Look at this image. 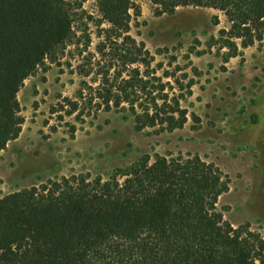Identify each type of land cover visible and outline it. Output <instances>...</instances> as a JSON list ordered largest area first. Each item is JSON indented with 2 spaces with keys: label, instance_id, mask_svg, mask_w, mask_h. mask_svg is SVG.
Returning a JSON list of instances; mask_svg holds the SVG:
<instances>
[{
  "label": "trees",
  "instance_id": "1",
  "mask_svg": "<svg viewBox=\"0 0 264 264\" xmlns=\"http://www.w3.org/2000/svg\"><path fill=\"white\" fill-rule=\"evenodd\" d=\"M95 1L108 25L96 46L101 77L69 114L86 101L95 112L131 116L137 131L181 129L194 80L176 76L177 56L163 68L129 34L130 11L140 14L131 0ZM149 1L158 14L189 6L222 12L230 24L219 31L231 49L225 60L264 39V0ZM73 22L66 0H0V152L21 132L25 79L67 44ZM227 191L221 170L191 153L145 154L105 180L49 179L0 198V264H264V237L224 220L218 198Z\"/></svg>",
  "mask_w": 264,
  "mask_h": 264
},
{
  "label": "rangeland",
  "instance_id": "2",
  "mask_svg": "<svg viewBox=\"0 0 264 264\" xmlns=\"http://www.w3.org/2000/svg\"><path fill=\"white\" fill-rule=\"evenodd\" d=\"M66 1L74 12L73 34L18 92L24 123L0 152V198L71 175L105 180L145 154L191 153L226 177L228 191L218 198L224 220L234 227L248 224L264 237V39L225 60L231 49L219 31L230 24L222 12L189 6L158 14L149 0H131L140 14L130 11L129 34L163 68L177 56L171 68L178 64L182 71L176 76L194 80L182 101L188 114L181 129L137 131L131 116L95 112L86 101L69 114L71 102L99 83L96 46L108 25L100 23L95 0Z\"/></svg>",
  "mask_w": 264,
  "mask_h": 264
}]
</instances>
